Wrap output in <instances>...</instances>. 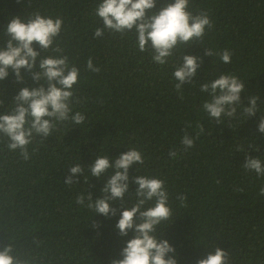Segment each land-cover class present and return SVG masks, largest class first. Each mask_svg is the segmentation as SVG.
Wrapping results in <instances>:
<instances>
[{
    "label": "trees",
    "instance_id": "16d2710c",
    "mask_svg": "<svg viewBox=\"0 0 264 264\" xmlns=\"http://www.w3.org/2000/svg\"><path fill=\"white\" fill-rule=\"evenodd\" d=\"M98 2L0 0V46L13 17L39 11L63 18L58 42L80 70L74 86L79 103L73 104L72 114L85 116L82 124L61 123L42 143L30 145L27 161L0 138V250L11 245L13 255L26 264H111L121 258L133 234L118 235L120 202L112 203L118 209L115 217H104L87 208V200L84 206L75 201L81 194H91L93 202L101 197L108 176L98 179L87 171L99 154L114 160L136 148L144 163L129 169V192L138 187L132 183L138 175L165 181L174 222L162 224L160 231L175 248L178 264H196L216 247L230 252L231 264H264V197L258 196L264 177L242 167L246 154L264 161V133L258 131L264 116V0H190L189 10H206L214 27L206 30L202 43L180 46L164 66L139 52L133 33L93 39L100 25L93 14ZM168 2L156 0V10ZM205 48L231 51V63L206 56ZM183 52L199 57L202 64L194 84H185L181 95L172 73ZM89 56L101 68L99 73L87 71ZM21 74L23 84H16L10 69L0 81L7 104L20 87L38 86L30 73L22 69ZM222 74L235 75L245 84V106L248 96H260L255 116L244 117L238 109L237 119L222 117L217 124L202 110L208 97L200 85ZM197 123L205 129L199 139ZM185 132L195 140L187 151L181 145ZM237 146L244 151L238 152ZM172 149L177 150L175 159L168 156ZM79 163L88 183L77 176L79 183L65 185L68 169ZM180 194L187 197L186 207L176 199Z\"/></svg>",
    "mask_w": 264,
    "mask_h": 264
},
{
    "label": "clouds",
    "instance_id": "9594fccd",
    "mask_svg": "<svg viewBox=\"0 0 264 264\" xmlns=\"http://www.w3.org/2000/svg\"><path fill=\"white\" fill-rule=\"evenodd\" d=\"M189 8L190 0H169L158 10L156 0H99L93 14L100 25L95 28L93 39H103L105 33L121 37L133 33L139 52L147 53L153 63L164 66L180 46L188 49L189 45L202 43L206 30L211 31L214 27L206 10L193 13ZM63 25L61 17L33 11L23 17L11 18L3 33L0 81L9 76L10 69L16 84H23V69L31 74L32 81L38 85L20 87L11 104L2 99L3 90L0 89V109L4 110L0 113V138L6 142L5 147L9 151L18 152L25 161L30 158L29 146L37 140L42 143L61 123L80 125L85 121V116L79 111L72 114L73 104L79 103L78 97L74 99V86L78 84L80 70L59 45ZM34 44L39 46L40 51L35 50ZM205 49L206 56H216L225 64L231 63V51ZM201 64L199 57L182 53L172 73L177 81L175 90L178 93L182 95L185 84H194ZM86 69L91 73L101 71L91 56L87 58ZM200 91L208 97L202 104V110L217 124L222 123V117L229 121L237 119L238 109H242L241 115L247 118L259 112V95L248 96L247 106L241 102L245 84L235 75L222 74L201 84ZM191 126V123L187 125ZM196 129L195 139H199L205 129L199 123ZM258 131L264 133V116H260ZM194 142V138L185 132L181 139L183 150L193 148ZM236 150L243 152L244 148L237 146ZM168 156L175 159L177 150H170ZM244 157L242 167L245 172L264 177V161L249 154ZM143 163L142 153L136 148L128 149L114 160L108 155L99 154L87 171L98 179L108 176L101 189L102 195L93 202L91 194H81L75 202L84 206L87 200L86 207L104 217H115L118 209L112 207V203L120 202L123 210L115 225L118 235L127 237L131 232L133 236L121 250V258L113 259L111 264H178L175 248L162 238L163 231H160L162 224L169 226L174 222L165 181L138 175L132 180L138 187L134 192H129V169ZM68 172L70 174L64 178L65 185L79 183L75 179L77 176H83L84 182L88 183L89 177L85 175L81 163L70 167ZM235 191L243 192V188H236ZM258 196L264 197V186L260 187ZM128 198H132L131 204ZM176 199L181 207L187 206L185 195L180 194ZM93 227L98 225L93 223ZM13 251L11 245L4 246L0 250V264H26L14 256ZM196 264H231L230 252L216 247L214 254H207Z\"/></svg>",
    "mask_w": 264,
    "mask_h": 264
}]
</instances>
